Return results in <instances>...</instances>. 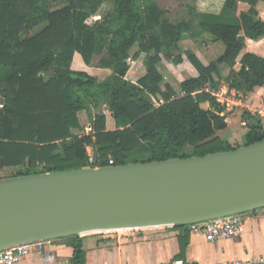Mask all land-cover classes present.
<instances>
[{"label":"trees","instance_id":"1","mask_svg":"<svg viewBox=\"0 0 264 264\" xmlns=\"http://www.w3.org/2000/svg\"><path fill=\"white\" fill-rule=\"evenodd\" d=\"M241 1L252 7L239 18L190 8L187 19L174 23L156 0H112V10L91 22L106 0H0V167L17 169L12 176L81 169L90 166L88 145L95 165L104 166L109 158L121 165L201 156L264 139L259 117L248 111L242 113L248 130L241 145L216 134L227 122L224 105L210 91L213 74L218 75V64L230 70L236 64L244 47L240 30L254 41L264 37V22L250 16L258 0ZM204 32L223 43L224 52L205 66L186 51L197 76L181 83L183 95L177 97L170 84L163 86L157 66L162 54L180 64V42L198 40ZM75 53L87 66L100 56L97 67L111 71V87L71 69ZM141 55L145 72L136 83L148 95L162 96L157 107L136 100L134 86L125 80L129 60ZM240 63L228 88L246 94L264 83V58L245 53ZM108 94L111 108L91 115ZM205 102L212 109H204ZM82 111L89 113V134L75 133L82 131ZM65 238L73 248L71 264H85L82 236Z\"/></svg>","mask_w":264,"mask_h":264},{"label":"water","instance_id":"2","mask_svg":"<svg viewBox=\"0 0 264 264\" xmlns=\"http://www.w3.org/2000/svg\"><path fill=\"white\" fill-rule=\"evenodd\" d=\"M264 207V139L234 149L0 178V251L186 226Z\"/></svg>","mask_w":264,"mask_h":264},{"label":"crops","instance_id":"3","mask_svg":"<svg viewBox=\"0 0 264 264\" xmlns=\"http://www.w3.org/2000/svg\"><path fill=\"white\" fill-rule=\"evenodd\" d=\"M193 4L187 6V11L193 8L197 13L239 18L241 14L249 12L251 5L241 0H192ZM254 14L250 15L256 20L264 22V0H258L254 5ZM239 37L244 41V47L236 59L232 70L218 64L219 73L213 74L215 87L225 98H218L225 109L227 126L216 134L223 140L232 142L243 139L247 126H242L244 111L264 107V83L256 86L252 91L241 94L228 88V80L232 72H237L240 60L245 53H251L264 58V37L254 41L246 38L244 31L240 30ZM211 37L204 32L201 38L183 39L180 47L183 52H192L203 65L216 63L224 52L225 46L219 54L213 53ZM166 60V61H165ZM169 69H173L182 80L197 76V71L183 56L180 64H173L167 59ZM71 69L85 71L92 75L81 59L75 53ZM145 72V71H144ZM169 84L173 87L171 82ZM174 88V87H173ZM213 95L217 92H211ZM204 109H212L205 102ZM257 116V115H255ZM264 129V117L260 118ZM239 142L237 145H241ZM244 231L236 236L226 239L209 241L200 232H192L188 226L177 228L173 226L154 227L143 230H130L113 234H86L82 236V248L85 252V264H166L176 257H181L193 264H214L228 260H251L264 256V213L256 209L243 213ZM73 248L66 238H58L45 242L41 248H34L27 259L15 264H71Z\"/></svg>","mask_w":264,"mask_h":264},{"label":"rangeland","instance_id":"4","mask_svg":"<svg viewBox=\"0 0 264 264\" xmlns=\"http://www.w3.org/2000/svg\"><path fill=\"white\" fill-rule=\"evenodd\" d=\"M157 4L166 11L167 17L169 18L170 21L176 23L179 22L182 19H187L188 18V11H187V6H190L193 4L192 0H156ZM112 0H106V2L101 6L99 12L97 13L96 16H94L92 19H90V22L93 19L98 18L99 16L103 15L104 13L111 11L113 8L112 5ZM208 37H211L209 34H207ZM213 53L214 54H219L221 52V50L223 49V44L219 41L217 42H213ZM133 53V52H132ZM183 56L185 57V52H183ZM162 58L165 60V56L162 54ZM143 59H144V55H141V57L138 60H129L130 63V68L125 76V80L132 86H134L135 90L132 92L133 95L135 96L136 100H145L148 101L149 103L152 104V106L157 107L159 104L163 103L164 100L162 98V96H150L147 93L141 91L138 86H137V80L144 74V66H143ZM100 60V56H95L93 58L91 69H88V71H90L92 73L93 76H96L98 78V80L100 82H105L108 86L111 87V84L113 83V76L110 70L107 69H101L97 67V64ZM166 61V60H165ZM158 69L161 72L163 78H164V82H163V86L165 83L169 84V81L171 82V84L173 85V89L176 93L177 97H180L183 95L182 91H181V83L184 81L180 78L179 75H177L176 72H174L173 69H169L166 62H160L158 64ZM209 89V88H208ZM210 90V89H209ZM211 92H217L218 94H214V96H218V98H225L223 95L225 94H221L220 90H210ZM110 94L107 95V100H106V104H101L96 108H92L90 109V114L91 115H96L98 113H104L106 112L109 108H111L110 103H111V98L109 96ZM1 98H0V105L1 104ZM204 103L201 104L202 107H204L203 105ZM86 111H82L79 113V121L82 127V131H75V133L81 134H89L91 133V127H90V121H89V117ZM243 143V139L236 141V142H232L231 145L235 146L237 145V143ZM87 152L88 153H93V149L91 147V145H88L86 147ZM188 151L190 152L191 150L188 149ZM42 169V168H39ZM17 171V169L15 168H3L0 167V176L2 178L5 177H10L13 174H15V172ZM243 215V214H242ZM93 234V233H92Z\"/></svg>","mask_w":264,"mask_h":264},{"label":"built area","instance_id":"5","mask_svg":"<svg viewBox=\"0 0 264 264\" xmlns=\"http://www.w3.org/2000/svg\"><path fill=\"white\" fill-rule=\"evenodd\" d=\"M216 97V96H215ZM223 103L221 101H218ZM2 105H0L1 107ZM252 115H257L258 117H264V107L253 109L250 111ZM242 126H247L246 121H242ZM264 133V129H263ZM87 162L90 166L93 167L99 166L95 165L96 158L93 153L87 152ZM113 160L111 158L108 159V165H112ZM264 213V207L259 208ZM242 214H231L227 216H222L218 218H213L210 220L196 222L188 224V228L192 232H200L202 233L207 240L215 241L220 239H226L229 237H233L241 234L244 231V220L242 218ZM130 231V230H124ZM114 233H118L115 231ZM48 241H40L35 243H27L15 245L12 247L5 248L0 251V264H15L22 259H27L34 248H41L43 244ZM33 264V263H32ZM166 264H193L189 261H186L182 258H174ZM214 264H264V256L258 259L251 260H228L222 261Z\"/></svg>","mask_w":264,"mask_h":264},{"label":"bare ground","instance_id":"6","mask_svg":"<svg viewBox=\"0 0 264 264\" xmlns=\"http://www.w3.org/2000/svg\"><path fill=\"white\" fill-rule=\"evenodd\" d=\"M119 231H124V230H119ZM119 231H118V232H119Z\"/></svg>","mask_w":264,"mask_h":264}]
</instances>
